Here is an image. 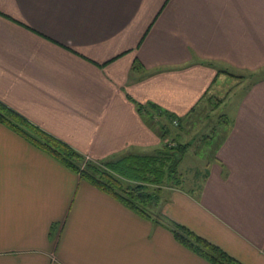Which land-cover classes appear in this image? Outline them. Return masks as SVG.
Segmentation results:
<instances>
[{
    "label": "crops",
    "instance_id": "crops-1",
    "mask_svg": "<svg viewBox=\"0 0 264 264\" xmlns=\"http://www.w3.org/2000/svg\"><path fill=\"white\" fill-rule=\"evenodd\" d=\"M0 101L97 160L162 145L137 103L190 116L169 125L189 150L157 220L0 122V264H212L167 221L264 264V0H0ZM198 123L205 166L187 180Z\"/></svg>",
    "mask_w": 264,
    "mask_h": 264
},
{
    "label": "trees",
    "instance_id": "trees-1",
    "mask_svg": "<svg viewBox=\"0 0 264 264\" xmlns=\"http://www.w3.org/2000/svg\"><path fill=\"white\" fill-rule=\"evenodd\" d=\"M137 109L140 114L148 115L161 129L162 145L148 154H127L111 160L86 157L35 126L2 101H0V122L56 158L81 179L112 195L130 210L146 218L157 220L152 213L161 203L164 189L181 184L178 167L189 145L182 144L174 138L168 139L169 125L177 121V125L181 126V116L169 113L153 103H137ZM147 110L151 114L147 113ZM165 139L168 141H164ZM164 224L171 229L181 244L212 264H242L187 227L170 221Z\"/></svg>",
    "mask_w": 264,
    "mask_h": 264
},
{
    "label": "rangeland",
    "instance_id": "rangeland-1",
    "mask_svg": "<svg viewBox=\"0 0 264 264\" xmlns=\"http://www.w3.org/2000/svg\"><path fill=\"white\" fill-rule=\"evenodd\" d=\"M248 80H249V78L245 79L244 82H247ZM222 99H223L222 97L221 98H219V97H213V99L211 101V105L212 106H217L219 103H222V101H223ZM226 105H227L226 107L222 106L219 109H216L215 107H213L211 110H215L217 113H220L221 114V113H224V112H227L228 110H230V107L229 106L231 104H229V103L226 102ZM196 109L197 110L193 114L195 115L194 117H197V118H201L202 117V112L203 111H205L204 113H209L208 110H206V108L205 109L201 108V105L200 106L198 105ZM181 117H182L181 118V121H182L181 127L178 126L177 124H173L174 125L173 127L175 128V130H178L179 131L180 128H186V124L185 123H187V120L190 119V116H188L186 118H185V116H181ZM201 119H202V122H204L206 120V118L205 119L201 118ZM194 129L195 130H193V133L196 132L198 134L197 135V139L195 140V142H194L191 150L186 155L185 160L183 161V164H181V169L183 171V174L186 175L187 180H189V178L190 179L195 178L194 175H193V174H195V172L193 170L194 168L198 167V168H201L202 169L203 166H205L204 165L205 164V160H202L203 158L200 157L197 154L198 152H200V148L202 146H204L205 149H208V146H206L205 143L202 141V135L201 134H202V132H205V129H203V125L202 124L199 125V123H198L197 125H195V128ZM169 138L170 137H168V139ZM168 139H165L164 141H168ZM196 144H197L198 150H197V147H195ZM188 150H189V148H187V151ZM187 151H186V153H187ZM195 151L196 152L198 151V152L196 153ZM118 158H120V157H118ZM118 158H116V159H118ZM187 180H185L184 183L186 182L187 183V186L189 184L191 185L192 184L191 181H187ZM181 182H182V179H181Z\"/></svg>",
    "mask_w": 264,
    "mask_h": 264
},
{
    "label": "built area",
    "instance_id": "built-area-1",
    "mask_svg": "<svg viewBox=\"0 0 264 264\" xmlns=\"http://www.w3.org/2000/svg\"><path fill=\"white\" fill-rule=\"evenodd\" d=\"M174 124H177V121H174Z\"/></svg>",
    "mask_w": 264,
    "mask_h": 264
}]
</instances>
